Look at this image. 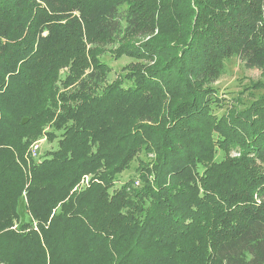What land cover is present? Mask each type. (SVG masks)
Segmentation results:
<instances>
[{
  "label": "trees",
  "instance_id": "16d2710c",
  "mask_svg": "<svg viewBox=\"0 0 264 264\" xmlns=\"http://www.w3.org/2000/svg\"><path fill=\"white\" fill-rule=\"evenodd\" d=\"M233 57L264 72V0H0V263L264 264V95L215 113Z\"/></svg>",
  "mask_w": 264,
  "mask_h": 264
},
{
  "label": "rangeland",
  "instance_id": "374dc122",
  "mask_svg": "<svg viewBox=\"0 0 264 264\" xmlns=\"http://www.w3.org/2000/svg\"><path fill=\"white\" fill-rule=\"evenodd\" d=\"M103 61H105L112 69V72L109 75L110 81L115 80L118 75H121L123 73V69L131 62V60L126 57H123L120 60H114L110 54L104 55ZM244 63L245 62L242 59L240 60L238 57H233L227 60L224 64L223 75L217 79V82L213 85V87L217 90L219 99L223 100L222 102L224 105V108L215 107V113L219 117L223 116L226 111L231 108V106H237L239 102L243 104L242 106L244 108L252 102H255L260 96L264 95V89H262L260 86L254 89V91H249V89H247L251 86V84H264V72L260 69H247L244 66ZM65 70L66 69L63 71ZM36 146H38L37 150H35ZM56 146L57 144L48 143L47 139L44 138L41 141L35 142L31 147V151L37 159L41 156L43 157L47 151H53ZM36 152L41 153L39 157ZM231 156L236 157L238 154L232 153ZM137 168L138 163L134 162L131 169L124 172V174L120 177L119 182L116 184V188L121 187L125 184V182L131 179L137 178ZM89 178L90 176H85L76 188L79 190L82 186H86ZM19 212L21 216V222L17 223V226L20 227L24 222L29 221V215L27 214V210L22 203L20 204ZM17 226L15 225L13 229H16Z\"/></svg>",
  "mask_w": 264,
  "mask_h": 264
},
{
  "label": "built area",
  "instance_id": "2783aa9c",
  "mask_svg": "<svg viewBox=\"0 0 264 264\" xmlns=\"http://www.w3.org/2000/svg\"><path fill=\"white\" fill-rule=\"evenodd\" d=\"M36 148V149H35ZM34 149L37 150L38 149V146H36Z\"/></svg>",
  "mask_w": 264,
  "mask_h": 264
}]
</instances>
